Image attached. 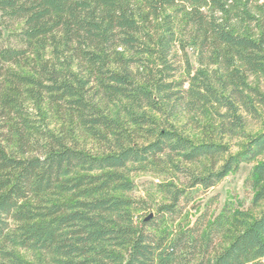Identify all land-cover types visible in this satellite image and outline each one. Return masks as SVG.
Here are the masks:
<instances>
[{"label":"trees","instance_id":"obj_1","mask_svg":"<svg viewBox=\"0 0 264 264\" xmlns=\"http://www.w3.org/2000/svg\"><path fill=\"white\" fill-rule=\"evenodd\" d=\"M261 86L264 0H0V264H264Z\"/></svg>","mask_w":264,"mask_h":264},{"label":"rangeland","instance_id":"obj_2","mask_svg":"<svg viewBox=\"0 0 264 264\" xmlns=\"http://www.w3.org/2000/svg\"><path fill=\"white\" fill-rule=\"evenodd\" d=\"M261 88L264 87L261 86ZM261 116L259 119H253L249 116L246 117L245 132L247 134H255L264 131V110L260 109ZM196 132H194L195 134ZM230 142V149L232 152L238 151L241 144L244 142V138L233 137L227 138ZM262 158L260 156L257 160ZM251 163L244 164L243 168L235 173H229L222 181L213 187L209 188L206 192H201L193 201L195 208H189V215L193 217L199 211H201L206 204L211 207H216L217 210L222 206L225 200L232 197L243 199L246 197V190L244 187V179L247 174V168ZM132 178L136 183L135 189L132 191V195L135 197H143L146 191H149L153 186L152 183L157 181V177L149 172H137L132 174ZM152 190V189H151ZM248 206V201L244 203V207ZM21 254L28 259H34V255L28 251L22 250ZM264 261V260H263Z\"/></svg>","mask_w":264,"mask_h":264}]
</instances>
